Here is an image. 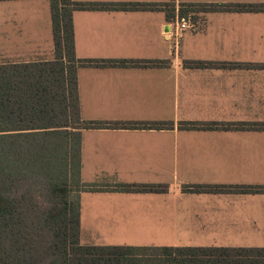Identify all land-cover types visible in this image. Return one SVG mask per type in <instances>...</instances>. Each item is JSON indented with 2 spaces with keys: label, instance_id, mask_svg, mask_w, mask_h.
Segmentation results:
<instances>
[{
  "label": "crops",
  "instance_id": "0c3cea01",
  "mask_svg": "<svg viewBox=\"0 0 264 264\" xmlns=\"http://www.w3.org/2000/svg\"><path fill=\"white\" fill-rule=\"evenodd\" d=\"M75 1L110 4L74 11L76 56L114 60L78 68L81 118L111 122L81 130V181L97 189L79 193L80 242L264 246V192L234 187L264 185V130L244 125L264 122V11L196 10V30L179 44L170 35L181 4L264 0ZM126 2L175 10L118 6ZM54 58L50 0H0V64ZM196 184L226 187H186Z\"/></svg>",
  "mask_w": 264,
  "mask_h": 264
},
{
  "label": "trees",
  "instance_id": "16d2710c",
  "mask_svg": "<svg viewBox=\"0 0 264 264\" xmlns=\"http://www.w3.org/2000/svg\"><path fill=\"white\" fill-rule=\"evenodd\" d=\"M50 4L55 58L0 64V264H264V246H135L80 242L79 193L84 189H97L81 181V130L111 122L81 118L78 68L113 64L114 60L76 56L73 13L77 9L110 4L75 0H50ZM118 6L175 10L170 3L126 2ZM196 10L264 11V2L187 3L181 4L179 13ZM121 63L138 64L134 60H121ZM258 66L264 67V64ZM114 124L168 126L163 122ZM188 125L193 127L195 123ZM244 125L264 130V122ZM72 174L76 185L83 186L78 189L77 201L69 197L74 189L67 183V176L69 180ZM186 187L191 191L216 192L226 186ZM234 187L244 192H264V185ZM115 189L166 190L163 185L154 183H120Z\"/></svg>",
  "mask_w": 264,
  "mask_h": 264
},
{
  "label": "built area",
  "instance_id": "2783aa9c",
  "mask_svg": "<svg viewBox=\"0 0 264 264\" xmlns=\"http://www.w3.org/2000/svg\"><path fill=\"white\" fill-rule=\"evenodd\" d=\"M170 25L172 26V33L170 35L175 40L176 44H179L180 38L184 33L197 29V24L193 18L192 12L184 14L177 13L170 21Z\"/></svg>",
  "mask_w": 264,
  "mask_h": 264
},
{
  "label": "rangeland",
  "instance_id": "374dc122",
  "mask_svg": "<svg viewBox=\"0 0 264 264\" xmlns=\"http://www.w3.org/2000/svg\"><path fill=\"white\" fill-rule=\"evenodd\" d=\"M263 3V2H262ZM74 173V171H73ZM76 177L75 175H70V178L68 180V176H67V183L70 184V187H72L74 190L70 193L69 197L73 200V201H77V197H78V189L83 188V186H77L76 183Z\"/></svg>",
  "mask_w": 264,
  "mask_h": 264
}]
</instances>
